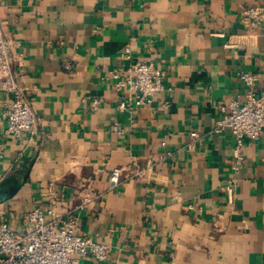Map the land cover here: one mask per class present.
Wrapping results in <instances>:
<instances>
[{"label":"crops","instance_id":"crops-1","mask_svg":"<svg viewBox=\"0 0 264 264\" xmlns=\"http://www.w3.org/2000/svg\"><path fill=\"white\" fill-rule=\"evenodd\" d=\"M251 5L264 0H0L15 84L38 117L32 135L9 133L14 95L0 84V184H20L0 218L23 230L36 208L76 209L77 232L110 247L80 264H264V133L245 139L235 172L237 138L215 130L246 96L242 72L264 84ZM137 60L166 72L145 105L127 82Z\"/></svg>","mask_w":264,"mask_h":264},{"label":"built area","instance_id":"built-area-1","mask_svg":"<svg viewBox=\"0 0 264 264\" xmlns=\"http://www.w3.org/2000/svg\"><path fill=\"white\" fill-rule=\"evenodd\" d=\"M244 16L252 25L263 23L264 6L251 5L244 10ZM126 50L130 51V48ZM240 77L248 87L244 100L229 103L225 108L226 116L218 119L215 125L217 132L230 130L237 138L236 157L232 163L235 172L240 171L245 160L242 152L245 139H256L264 133V84L259 83L261 77L257 73L242 72ZM127 82L134 91L136 104L145 105L152 101L156 92L164 89L166 72L153 61L137 60ZM0 84L14 95V99L7 101L4 108L7 131L15 135H32L38 117L16 87L1 20ZM99 103L96 99L93 105L97 107ZM128 105L124 101L120 108L125 109ZM110 181L112 188L119 186V167L112 170ZM231 182L229 189L232 193L236 181ZM79 220L76 209L62 214L55 209L46 213L36 208L24 215L25 228L20 230L0 218V264H80L82 257L91 256L98 260L108 258L110 247L106 242L96 241L77 232Z\"/></svg>","mask_w":264,"mask_h":264},{"label":"water","instance_id":"water-1","mask_svg":"<svg viewBox=\"0 0 264 264\" xmlns=\"http://www.w3.org/2000/svg\"><path fill=\"white\" fill-rule=\"evenodd\" d=\"M20 184L15 177H10L0 184V203L9 199Z\"/></svg>","mask_w":264,"mask_h":264}]
</instances>
